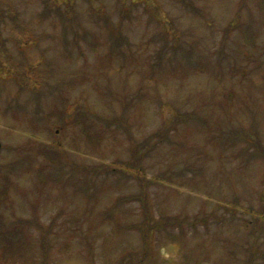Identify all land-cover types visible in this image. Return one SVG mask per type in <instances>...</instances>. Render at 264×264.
Wrapping results in <instances>:
<instances>
[{
  "label": "rangeland",
  "instance_id": "1",
  "mask_svg": "<svg viewBox=\"0 0 264 264\" xmlns=\"http://www.w3.org/2000/svg\"><path fill=\"white\" fill-rule=\"evenodd\" d=\"M0 264H264V0H0Z\"/></svg>",
  "mask_w": 264,
  "mask_h": 264
},
{
  "label": "water",
  "instance_id": "2",
  "mask_svg": "<svg viewBox=\"0 0 264 264\" xmlns=\"http://www.w3.org/2000/svg\"><path fill=\"white\" fill-rule=\"evenodd\" d=\"M0 151H1V143H0Z\"/></svg>",
  "mask_w": 264,
  "mask_h": 264
}]
</instances>
